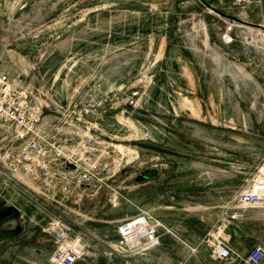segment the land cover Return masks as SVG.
<instances>
[{
  "label": "rangeland",
  "instance_id": "374dc122",
  "mask_svg": "<svg viewBox=\"0 0 264 264\" xmlns=\"http://www.w3.org/2000/svg\"><path fill=\"white\" fill-rule=\"evenodd\" d=\"M208 3L0 0V70L35 87L49 103L45 121L57 123L56 102L108 94L111 123L101 136L111 155L103 154L102 175L111 187L80 205L51 203L90 245L78 264H150L105 254L120 240L121 221L140 209L179 236L163 235L160 264H174L176 252L212 253L203 239L220 218L241 254L264 247V205L242 211L231 203L264 162V28L234 20L239 35L230 42L221 35L224 44L240 39L258 59L228 51L208 35L227 9ZM4 205L25 212L18 209L24 230L0 239V264H53L48 213L13 189L0 194ZM112 216L116 222L104 221Z\"/></svg>",
  "mask_w": 264,
  "mask_h": 264
},
{
  "label": "built area",
  "instance_id": "2783aa9c",
  "mask_svg": "<svg viewBox=\"0 0 264 264\" xmlns=\"http://www.w3.org/2000/svg\"><path fill=\"white\" fill-rule=\"evenodd\" d=\"M236 26L239 24L235 21L226 24V41L234 39L232 31ZM22 81V76L12 78L0 70V194L13 189L45 210L50 219L44 230L55 242L52 263L77 264L88 254L90 245L72 221L53 211L51 203L80 205L86 196H95L103 185L111 187L102 175L107 166L103 164V154L111 155L110 141L101 136L108 94L98 99L88 91L89 102H56L57 123H53L45 121V107L49 103H44L35 87ZM90 114L97 115V119L90 120ZM115 197L113 203L117 204L118 196ZM231 203L242 211L264 205V162L255 168ZM227 227L228 223L220 218L205 234L203 241L212 245L213 258L259 264L264 259V247L257 245L247 255L233 250ZM118 233L119 242L105 252L110 258L115 253L145 254L160 247L166 233L179 238L144 209L123 219Z\"/></svg>",
  "mask_w": 264,
  "mask_h": 264
},
{
  "label": "crops",
  "instance_id": "0c3cea01",
  "mask_svg": "<svg viewBox=\"0 0 264 264\" xmlns=\"http://www.w3.org/2000/svg\"><path fill=\"white\" fill-rule=\"evenodd\" d=\"M210 1H212V6H210L212 8L211 10L214 9L213 7H217L218 8L219 7L218 5L220 3V5L223 4L224 8L227 9V11H226L227 15L224 16V15H221L220 13H218V15L221 17L222 24L221 25L219 24L220 26H217V29L212 25L213 23L211 24L212 27L210 29V32L208 33L209 38L214 43L221 44L222 46H225V48L228 51L231 50V51L234 52L235 49H238V48L239 49H243V51H242L243 54H246L247 52H249L251 54V56L253 57V60L254 59H258L259 55L257 53H255V51L252 50V49L248 50V47L243 45L240 39H236L231 44H224L223 43L224 41H222V39H221V37H222L221 35H222V32L225 29L226 22L234 21V20L235 21H239V20L235 19L234 17H238L239 19L244 20L246 22H250V23H256V24L262 23L263 24V22H264V0H230V1L229 0H227V1L226 0L225 1L224 0H215V1L214 0H210ZM229 15H231L232 17H230ZM232 33H234L236 35H239L238 34V28H235ZM242 46H244V48H242ZM231 47H232V49H231ZM234 47H236V48L234 49ZM179 54H181V52H179ZM20 76H22V75H20ZM108 115H109L108 113L105 114L103 119L101 120L102 125H103L102 132L104 134H105L104 127L107 128L109 126V124L111 123L110 117H108ZM88 118L90 120H96L97 119V115L90 114V115H88ZM117 204H114V205H117ZM18 209H19V211L21 212L22 215L25 214V212H23L21 210V208H18ZM27 210H28L27 211L28 212V216H30L31 211L29 209H27ZM104 221L111 224L113 222H116L117 218L116 217H113V218H109L108 217L107 219H104ZM74 225L76 227V224H74ZM232 249L237 251L234 248H232ZM237 252H239V251H237ZM117 254H121V253H115L114 257H118ZM156 254H160V256H156ZM173 254H176L174 264H242V263H245L243 260L236 259V258L224 259V260H216V259L213 258L211 253H209V252H207L205 250L183 251V252H179V253L176 252V253H173ZM121 255H123V254H121ZM164 255H165V253L163 251H160L159 248H155V249H152V250L148 251L145 254H137V255L136 254H132L131 255L132 256L131 259L134 260L135 258H137V259H140L141 261L142 260H148V262L150 264H160L159 263V259L164 257ZM152 260H154L153 263H152Z\"/></svg>",
  "mask_w": 264,
  "mask_h": 264
},
{
  "label": "flooded vegetation",
  "instance_id": "af4514ba",
  "mask_svg": "<svg viewBox=\"0 0 264 264\" xmlns=\"http://www.w3.org/2000/svg\"><path fill=\"white\" fill-rule=\"evenodd\" d=\"M207 3L209 2L208 0ZM210 3V2H209ZM148 177L147 173H142ZM12 205H4L0 207V239H9L10 237L19 236L24 230V221L20 212L12 209ZM8 211H11L8 213ZM4 213H7L3 215Z\"/></svg>",
  "mask_w": 264,
  "mask_h": 264
},
{
  "label": "water",
  "instance_id": "95a60500",
  "mask_svg": "<svg viewBox=\"0 0 264 264\" xmlns=\"http://www.w3.org/2000/svg\"><path fill=\"white\" fill-rule=\"evenodd\" d=\"M208 5L209 6H212L211 4H209L208 3ZM227 15V14H226ZM230 17H232L231 15H229ZM234 17V16H233ZM235 19H237V20H241V19H239L238 17H234ZM242 22H244V23H247V24H249V25H256V26H258V27H261V28H264V26H262V25H260V24H254V23H250V22H246V21H244V20H241ZM12 209H14V210H16L17 212H18V209L15 207V206H12V208H11V210ZM9 212H11V211H8V213ZM5 214H7V213H4L3 215H5Z\"/></svg>",
  "mask_w": 264,
  "mask_h": 264
},
{
  "label": "bare ground",
  "instance_id": "6f19581e",
  "mask_svg": "<svg viewBox=\"0 0 264 264\" xmlns=\"http://www.w3.org/2000/svg\"><path fill=\"white\" fill-rule=\"evenodd\" d=\"M190 99V98H189Z\"/></svg>",
  "mask_w": 264,
  "mask_h": 264
},
{
  "label": "trees",
  "instance_id": "16d2710c",
  "mask_svg": "<svg viewBox=\"0 0 264 264\" xmlns=\"http://www.w3.org/2000/svg\"><path fill=\"white\" fill-rule=\"evenodd\" d=\"M78 264V263H77Z\"/></svg>",
  "mask_w": 264,
  "mask_h": 264
}]
</instances>
